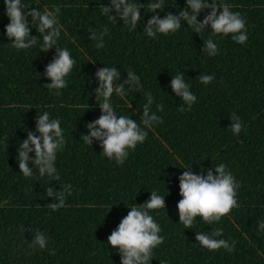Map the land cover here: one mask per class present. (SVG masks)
Instances as JSON below:
<instances>
[{"label": "trees", "instance_id": "1", "mask_svg": "<svg viewBox=\"0 0 264 264\" xmlns=\"http://www.w3.org/2000/svg\"><path fill=\"white\" fill-rule=\"evenodd\" d=\"M25 5L60 8L61 34L57 48H67L76 64L65 78L67 87L48 89L46 66L56 56L55 47L40 51L42 36L35 27L30 35L37 43L17 50L4 34L9 23L4 0H0V264H121L118 249L107 244L131 207L143 208L151 192L164 196L165 209L151 214L161 227L164 242L153 249L149 264H264V0H216L228 4L246 21L248 40L236 43L228 36L215 35L209 28L199 33L182 21V27L168 35L148 37L144 25L154 13L149 4L157 0H130L139 3L141 21L136 29L101 9L110 0H21ZM211 0H209V3ZM165 8L156 10L160 18L188 9L186 0H163ZM190 11V9H188ZM210 9L197 16L202 21ZM219 9L217 12L219 13ZM31 25L32 18L27 17ZM103 48L96 44L101 40ZM96 33L97 39H90ZM211 38L218 53L209 56L203 48ZM116 67L124 83L131 70L140 77L142 87L124 84L125 95L115 92L111 103L117 115H127L148 132L146 140L130 150L120 165L103 155L100 141L92 145L83 140L87 123L98 119L101 111L95 97L96 71ZM184 73V79L196 101L190 110L171 89V79ZM212 75L209 84L200 76ZM145 93H151L150 114L162 118L151 128L142 123ZM162 104L163 110L157 111ZM48 112L58 118L65 144L57 153L55 168L59 179L19 172V144L35 130L36 116ZM239 117L242 129L234 134L232 116ZM34 156V153H29ZM224 163L235 180L238 207L219 222L205 224L197 217L193 227L184 229L176 204L179 176L186 169L207 175V169ZM65 192V204L53 211L55 196L46 189ZM216 228L223 235L214 237L232 244L234 250L209 251L196 241V233L211 236ZM37 232L47 238L45 248L33 241ZM54 251V254H50Z\"/></svg>", "mask_w": 264, "mask_h": 264}, {"label": "clouds", "instance_id": "2", "mask_svg": "<svg viewBox=\"0 0 264 264\" xmlns=\"http://www.w3.org/2000/svg\"><path fill=\"white\" fill-rule=\"evenodd\" d=\"M6 6V15L9 23L5 25V35L11 40V45L17 50L32 48L37 40V36L30 35V28L35 27L41 34L43 44L40 51H47L55 47L56 56L52 62L48 63L45 75L50 79L46 86L48 89L56 90L54 94L59 95L61 89L67 87L66 77L73 70L76 60L72 57L67 48H57V40L61 34V25H59L58 14L60 8L54 10L44 9L43 12L37 7L25 5L21 0H4ZM188 9L183 8L178 14L166 13L163 18L155 14L156 10H163L165 4L163 0H157L149 4V11L154 13L144 25V31L148 37L157 38V34L168 35L177 32L182 27V21L188 26L194 28L195 33L209 28L215 35L228 36L239 44H244L248 40L246 21L238 11H231L228 4L218 5L216 0H186ZM110 6H103L102 14L114 12L109 20L115 21L117 14L124 24L129 26V31L136 29V25L141 21V7L139 3L130 2V0H110ZM205 9H210L202 21L197 20L199 13ZM220 10L219 13L217 10ZM31 17V25L27 17ZM107 33V28L101 34V40L96 44L97 48H103L102 36ZM90 39H97L96 33L90 34ZM209 56H215L219 49L217 44L209 38L204 41L203 47ZM95 76L98 80V87L95 89V97H102V102L98 103L101 115L98 119L87 123L88 134L83 136L86 144L92 145L93 139L100 141V147L103 155L109 159L115 160L117 164L122 165L127 159L130 150H135L138 144H142L148 132L141 128L136 120L127 115H117L111 98L115 92L123 97L125 93L124 84H135L137 88L142 87L140 77L129 70L124 83L116 84L120 79V73L116 67L99 68ZM214 77L212 75L200 76L203 84H209ZM172 91L184 101L187 108L181 107L180 111L190 110L192 104L196 101V96L190 91V86L184 79V73H178L171 79ZM147 103L142 107V123L144 128H151L155 123H162V118L156 113L150 114V105L153 102L151 93H145ZM163 105H157V111H162ZM231 125L234 134H239L242 124L239 117L233 114ZM35 130L38 135L28 131L27 138L23 140L17 150L19 172L24 177L33 175V167L38 169L39 175H48L50 179H59V174L55 168L57 153L62 150L65 144L64 131L61 128V122L58 118L50 119L48 112L36 116ZM29 153H34L30 156ZM213 169H207V175L204 170L200 174L186 169L179 176V195L182 197L176 204L179 214V222L183 224L184 229L193 227V222L197 217L202 218L205 224L211 225L219 222L223 217L231 214L234 208H237V189L240 186L235 180L233 174L228 171L224 163L214 165ZM71 185H67L63 191H54L52 187L46 189V195L55 196L58 203H52L53 211L65 204V192L71 194ZM144 207H131L127 214L120 220L115 230L107 237V244L112 248L118 249L121 257V264H149L153 258V249L164 242V237L160 235L161 227L154 217L149 214L153 210L165 209L164 196L151 192L150 198ZM264 229V221L259 225ZM223 235L222 228H216L211 236L205 232L196 233L195 239L199 245L209 251H216L221 248L228 252L234 250L235 241L229 244L224 239H215ZM34 244L40 248H45L47 238L42 232H37ZM50 254H54V251Z\"/></svg>", "mask_w": 264, "mask_h": 264}]
</instances>
